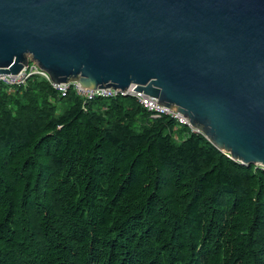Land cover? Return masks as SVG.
<instances>
[{
  "label": "trees",
  "instance_id": "16d2710c",
  "mask_svg": "<svg viewBox=\"0 0 264 264\" xmlns=\"http://www.w3.org/2000/svg\"><path fill=\"white\" fill-rule=\"evenodd\" d=\"M176 126L0 82V264H264V168Z\"/></svg>",
  "mask_w": 264,
  "mask_h": 264
},
{
  "label": "water",
  "instance_id": "95a60500",
  "mask_svg": "<svg viewBox=\"0 0 264 264\" xmlns=\"http://www.w3.org/2000/svg\"><path fill=\"white\" fill-rule=\"evenodd\" d=\"M28 57L58 84L143 92L264 168V0H0V74Z\"/></svg>",
  "mask_w": 264,
  "mask_h": 264
},
{
  "label": "built area",
  "instance_id": "2783aa9c",
  "mask_svg": "<svg viewBox=\"0 0 264 264\" xmlns=\"http://www.w3.org/2000/svg\"><path fill=\"white\" fill-rule=\"evenodd\" d=\"M33 77H40L46 80L52 86V88L63 98L68 96L71 89H74L77 96L86 101L96 98L132 97L150 114L151 119L157 120L167 117L176 122L177 128H187L189 130V134L196 133L204 136L203 132L199 129L195 127L191 128L189 119L183 114H179V112L175 108L169 109V107L164 106L157 101L153 103L147 102L144 98L145 94L143 92L132 91L131 88H128L126 90L104 88V90L98 89L95 91H91V89H83L81 84L78 82L58 84L53 82L50 75L45 70L40 68V66L30 57H28L27 65H24L23 69L17 75L0 74V82L13 88L15 86L24 85Z\"/></svg>",
  "mask_w": 264,
  "mask_h": 264
},
{
  "label": "rangeland",
  "instance_id": "374dc122",
  "mask_svg": "<svg viewBox=\"0 0 264 264\" xmlns=\"http://www.w3.org/2000/svg\"><path fill=\"white\" fill-rule=\"evenodd\" d=\"M175 129H178V128H175ZM188 132H189V130H188Z\"/></svg>",
  "mask_w": 264,
  "mask_h": 264
}]
</instances>
